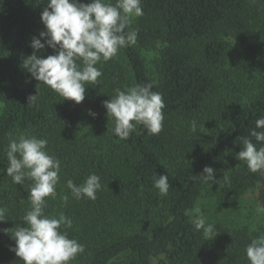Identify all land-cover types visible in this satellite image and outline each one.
<instances>
[{
    "label": "trees",
    "instance_id": "trees-1",
    "mask_svg": "<svg viewBox=\"0 0 264 264\" xmlns=\"http://www.w3.org/2000/svg\"><path fill=\"white\" fill-rule=\"evenodd\" d=\"M47 2L0 0V264H24L10 250V234L23 226L33 183L17 185L6 175L9 134L47 139L46 151L61 161L57 195L45 198L44 213L63 212L73 220L60 231L84 246L77 264H250L246 246L253 236L219 228L206 239L191 223V212L205 186L215 183L194 178L206 166L217 181L228 178L221 181L225 203L235 204L261 183L264 205V174L251 173L237 159L239 137L249 136L264 116V0H141L143 15L125 30L137 32L136 43L120 48L121 58L96 65L102 75L85 84L79 104L38 85L23 67L34 51L32 38L45 30L41 13ZM232 38L248 47L255 63L230 61ZM159 45V56L148 63L144 53ZM54 54L47 46L38 53ZM148 83L162 96V130L150 135L137 125L120 139L104 101L117 89ZM92 123L106 130V143L82 136L79 128ZM90 174L100 177L97 198H74L67 181L80 185ZM154 174L168 176L166 196L154 188Z\"/></svg>",
    "mask_w": 264,
    "mask_h": 264
},
{
    "label": "clouds",
    "instance_id": "clouds-1",
    "mask_svg": "<svg viewBox=\"0 0 264 264\" xmlns=\"http://www.w3.org/2000/svg\"><path fill=\"white\" fill-rule=\"evenodd\" d=\"M143 15L141 0H48L41 13L45 30L41 38L33 37L30 46L33 53L26 56L23 67L32 78L54 90L63 100H72L77 104L85 99V84H94L102 75L96 65L112 59L120 48L135 44L137 32L130 29L135 18ZM50 47L56 54L42 58L38 53ZM38 93H39V87ZM37 95L29 96V104H35ZM106 115L114 121L113 132L120 139H127L142 125L150 135L162 130L164 103L161 94L152 90V84H137L125 90H116V95L104 101ZM93 117L96 113L89 112ZM259 129V131L257 130ZM196 130V122H192ZM253 138L256 143L253 142ZM242 150L237 159L244 161L251 173L264 174V116L257 119L250 135L239 137ZM47 139L21 134L18 139L9 134L6 147V175L13 183L22 184L31 180L28 200L30 209L21 217L23 226L14 227L11 238L15 246L10 250L24 264H70L76 255L84 251V246L75 239H70L67 231H60L61 226L71 228L73 220L63 212L58 216L45 215V198H56V186L59 182L61 161L46 151ZM260 144V147H257ZM201 181L212 180L220 184L227 182L223 176L217 181L214 169L206 166L203 173L196 175ZM153 186L161 196H166L170 188L167 175L154 174ZM67 188L76 199L95 200L96 193L102 188L100 177L90 174L80 185L67 181ZM67 203L68 196L62 197ZM258 214H264V205H257ZM5 209L0 208V221ZM191 223L197 231L202 230L206 239L214 236V224H209L202 211L195 209ZM9 232V230H4ZM217 234H215L216 236ZM246 255L250 264H264V233L251 239L246 246Z\"/></svg>",
    "mask_w": 264,
    "mask_h": 264
},
{
    "label": "rangeland",
    "instance_id": "rangeland-1",
    "mask_svg": "<svg viewBox=\"0 0 264 264\" xmlns=\"http://www.w3.org/2000/svg\"><path fill=\"white\" fill-rule=\"evenodd\" d=\"M135 20V19H134ZM161 45L157 50L146 51L144 56L148 63H152L158 56ZM230 61L232 63L253 64L254 55L250 52L246 45L241 44L235 39H230ZM120 51L113 58H121ZM257 63V62H256ZM1 108V104H0ZM82 136L87 135L93 141L99 138H104L106 130L100 129L96 124L89 126H81L79 128ZM104 138V143H106ZM57 187V186H56ZM261 183L254 189L246 192L235 204H227L223 200L222 190L219 184H208L205 186L201 197L191 212V217L195 215V209L199 208L206 222L214 224V235L219 228L228 230H246L249 235L256 237L264 233V214H258L256 211L257 205H262L260 195ZM57 190V188H56ZM80 256L76 255L75 259L70 261V264H77Z\"/></svg>",
    "mask_w": 264,
    "mask_h": 264
}]
</instances>
